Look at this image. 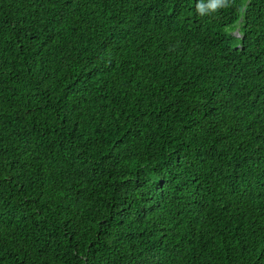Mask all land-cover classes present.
<instances>
[{"label": "trees", "instance_id": "obj_1", "mask_svg": "<svg viewBox=\"0 0 264 264\" xmlns=\"http://www.w3.org/2000/svg\"><path fill=\"white\" fill-rule=\"evenodd\" d=\"M0 264H264V0H0Z\"/></svg>", "mask_w": 264, "mask_h": 264}]
</instances>
